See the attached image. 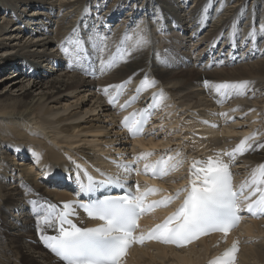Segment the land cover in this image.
Wrapping results in <instances>:
<instances>
[{
	"label": "bare ground",
	"instance_id": "1",
	"mask_svg": "<svg viewBox=\"0 0 264 264\" xmlns=\"http://www.w3.org/2000/svg\"><path fill=\"white\" fill-rule=\"evenodd\" d=\"M90 1L0 0V12H8L7 16L2 14L0 20V48L5 47L0 54L12 52L9 58L0 59V154L4 156L0 160V219L2 220L0 224V264H53L50 261V255L40 246L25 242V237H30L32 232L30 229L34 225L33 221L27 219V214L22 211L18 213L21 225L16 219V214L15 217L9 215L14 212L15 208L22 210L24 207L26 193H24L22 184L15 181L24 177L31 183L33 186L27 191L29 195L34 191H39L44 196L58 199L60 196L67 195L69 189L52 190L44 185L46 178L53 174L52 171L49 173V170L54 167L60 169L67 165L65 160L67 153L84 155L90 159L95 155H91L92 150L88 146L81 145L79 142L87 141V145H89L88 143L94 139L92 138L94 136H98V140L94 142L99 141L101 147L102 144H108L111 141L122 142L121 133L115 132L112 126L114 120L108 116L109 113L100 96L94 93L93 86H96V83L89 82L78 74H71V70L60 69L61 65L58 67L59 57L52 51L66 33L72 32L78 21L80 22L78 26L84 27L83 20L89 17V12L85 11V7L89 6ZM109 1H93V3H97V5L94 4V8ZM116 1L117 3H115ZM213 1L191 0L190 6L186 0H177V2H173V6L165 0L131 1L132 4L135 3L134 6H138L133 13L127 10L126 13L129 14L125 19L132 22L131 24L134 26L138 20L136 28H132V34L137 36L142 33L148 42L134 51L133 55L117 71L107 76L100 84L106 86L126 77L133 78L131 83H135L144 73H148L150 77L155 75L163 83L165 91L167 88L166 95L168 97L166 96V98L167 100L171 98L172 104L174 103L172 110L178 114L177 116H180L188 108L209 105L210 101L200 87L201 79L213 84L225 81L249 82L246 89H243L245 92H250L249 97L238 96L230 102V107L227 108L229 112H232L230 115H235V117L239 115L241 120L227 129L225 128L223 137L217 139L218 143L222 144L230 141L231 135L242 134L246 130L242 127L239 128L240 130H236L235 124L250 125L259 116H262V113L264 115V111H262L264 56H253L247 63L234 65L231 68L221 65L210 71L204 67L167 70L156 66L151 59L162 56L156 48L150 45L151 40L156 38L154 28L151 29L149 26L147 31L143 27L144 16H146V20L149 19V22L152 20V24H155L154 19L161 18V14L165 15V18L176 16L179 22L186 20L190 24L187 31L189 34L191 32V39L186 36L183 42L192 40L191 30L193 28L194 33L200 37L197 41L202 43L194 42L192 44L191 50L194 51L192 62L200 64L202 54L209 52L212 53L209 54L210 56L214 57L215 55L210 41L216 42L219 34L235 27L236 20L241 17L242 12H245L246 7L248 9L252 5H247L248 0H240V3L238 0H220L221 3L216 0L215 5L219 4V6L217 5L219 9L214 13L209 12ZM254 2L252 10L254 15L247 31L253 34H263L264 27L255 28L256 30L253 28V25L259 24L257 15L260 12L261 0ZM112 3L115 6L114 9L106 8L110 9L108 17L115 15L124 4L123 0H114ZM30 7L32 8L29 9ZM132 8L133 6L130 7V9ZM27 9L30 13L27 12ZM154 13L156 15H153ZM78 14L80 17L75 20ZM43 16L45 17L43 18ZM49 17H53L59 24L55 27V31L51 30V35L43 37L42 30L44 28H42L41 20L44 22ZM139 18L142 19L139 20ZM207 22L213 23L209 27L206 26ZM48 24L49 22H46V25ZM122 25H124V21ZM31 26L39 28V30L35 32V36L32 34L33 36L30 38L27 34L30 30L34 31ZM201 28L203 30L199 34ZM120 29L122 28L120 27ZM242 32L246 33L245 30ZM25 36L26 39L22 40ZM89 37H84V40ZM111 39L118 42L120 37L113 35ZM95 43L96 41L93 40L92 46ZM59 51L61 52V50ZM251 54H254L252 48ZM55 62L58 63V68H55L56 66L53 64ZM58 70L60 73L56 72ZM2 71L6 73L1 75ZM53 72L56 75L51 79H46V76ZM17 74L20 75L15 78L14 75ZM68 95L71 99L66 100V103L60 102L61 104H59V99L61 97L66 99ZM74 97L77 99L72 101ZM191 102L193 104H190ZM164 113L166 115L162 120L163 123H166L168 114L167 111H163L162 114ZM256 123L261 124V121H256ZM85 136L92 139H86ZM239 138L240 136H237L235 140ZM2 142H4V146ZM94 142H91L93 144L90 147L94 146ZM135 142L139 144L137 140ZM151 143L144 144H148V147L156 146ZM164 146L172 147V142L167 139ZM101 150L103 151V148ZM40 151H44V154L42 155ZM104 153H107L106 150ZM262 158H264V149L260 153L246 156L244 158L245 167H250ZM10 179L14 184L7 183ZM261 224V221H254L246 225L242 231L243 235L248 236V240H245L239 253L241 264H264V227L261 228ZM24 226L26 232L22 230ZM213 252L207 239L180 251L173 250L171 247L149 244L142 249L131 251L126 264H160L175 261L204 264V261H207Z\"/></svg>",
	"mask_w": 264,
	"mask_h": 264
},
{
	"label": "snow or ice",
	"instance_id": "2",
	"mask_svg": "<svg viewBox=\"0 0 264 264\" xmlns=\"http://www.w3.org/2000/svg\"><path fill=\"white\" fill-rule=\"evenodd\" d=\"M72 31L74 34L76 29ZM252 35L254 34L250 33V37ZM93 40L96 41L94 46H92ZM129 40L132 41V48L126 47ZM105 41L106 38L97 32L87 40H84V38L77 40L69 38L65 43L72 45L71 51L63 44L61 47L63 53L66 56L73 57L75 62L87 61L91 59L92 53L95 52L99 60L100 70L103 71L112 67L116 62L115 57L107 62L101 59L102 52L106 47ZM147 42L142 33H139L135 38L125 33L121 45L118 46V48L124 50L123 52L118 51L117 55L127 57L131 54V51L138 50ZM162 62L167 63V60L165 59ZM155 83L154 80H150L145 76L136 91L139 93ZM248 83L225 81L213 85L205 80L204 86L214 89L221 96L227 97L243 94L240 90L246 89ZM123 87V83L109 85L103 91L107 93L110 89L119 90ZM119 94V91H117L116 97H110L109 103L115 104ZM160 95L162 97V93ZM155 98L156 94L153 95V99ZM132 99H135V97ZM129 102H125L124 105H121V108L126 107ZM136 115V113H132L129 117H125L122 122L123 126L128 128L134 135L142 132L143 125L147 120V110L141 111L140 119H136ZM250 139L251 137H245L233 151L225 153V155L234 157L237 154H244L251 147L248 144ZM150 154H144L137 159ZM198 164H203V166L197 167ZM149 170H151L152 175L163 176L170 168L167 161L162 159L155 165H145L144 171L147 173ZM190 173L192 178L189 181V186L175 193V196H179L181 191L187 192L182 204L174 213L167 216L162 223L151 229L147 236L141 235L136 238L132 235L134 228L137 226L138 217L156 206H166L174 198L168 196L145 205L144 197L157 191L155 188H149L146 192L139 193V195L129 192L120 196H105L103 199L92 201L88 205H80L90 218L103 221L101 225L93 228H81L69 218L75 214L73 202L64 203L62 210L59 211L55 205H48L45 215L40 216V213H37V215L40 216V222L56 231L57 234L42 235L41 238L46 246L66 261L67 264H119L121 257L125 255L126 249L134 240L143 243L145 239L154 238L163 243L184 246L211 231H221L226 235L239 222L238 192L233 190L229 165L221 160L211 158L206 162L194 161ZM108 182L112 183L111 180ZM245 186H250L253 189L250 196H257L252 203L247 205V211L253 215L264 214V164L253 171L250 181L242 185L240 191ZM93 190L92 184L80 186L81 192H92ZM137 192H139L138 186ZM248 198L245 197L246 200ZM237 251L238 242H234L230 249L225 250L220 257L211 260L209 264H233L234 253Z\"/></svg>",
	"mask_w": 264,
	"mask_h": 264
},
{
	"label": "rangeland",
	"instance_id": "3",
	"mask_svg": "<svg viewBox=\"0 0 264 264\" xmlns=\"http://www.w3.org/2000/svg\"><path fill=\"white\" fill-rule=\"evenodd\" d=\"M121 1H122V0H121ZM127 1L130 2V1H132V0H123L124 4H126L125 2H127ZM151 1H152V0H151ZM165 1L168 2L171 6L174 5L173 2H177V0H165ZM238 1H239V3H240V0H238ZM254 1H256V0H248V2H249L250 4H252V5L255 3ZM115 3H117V1H116ZM129 4H130V3H129ZM134 4H135V3H134ZM177 4H178V3H177ZM247 5H249V4H247ZM260 7H261V12H260V14H261V16L264 18V0H261V6H260ZM31 8H32V7H30L29 9H31ZM29 9H27V12H28V13H30V12H29ZM246 11H247V15H250L249 9H247V7H246L245 12H246ZM2 14H3V15L5 14V16H7V13L1 11V12H0V20L2 19V16H1ZM1 33H2V32H1ZM24 34H25V33H24ZM24 39H26V36L22 38V40H24ZM29 41H30V39H29ZM4 49H5V47L2 46V47L0 48V52L3 51ZM11 50H12V49H11ZM10 54H12V52H11V53L9 52L8 54H2V53H1V54H0V59H1V58H9V55H10ZM54 69H55V68H54ZM55 70H56V69H55ZM6 72H7V70H6ZM6 72H5V71H2L1 75H2L3 73H6ZM58 73H60V72H58ZM58 73H57V75H58ZM19 75H20V74H19ZM19 75L17 74V75H14V76H15V78H17V76H19ZM55 75H56V73L53 72V74H50V75L46 76V79H51V78H52L53 76H55ZM78 94H79V93H78ZM69 99H71V97H70L69 95H68V97H66V99H65L64 97H61V98L59 99V104H61V103H66L65 101H66V100H69ZM76 99H77V98L74 97V98L72 99V101H75ZM60 102H61V103H60ZM100 116H101V115H100ZM102 117H104V116H102ZM92 134H93V133H92ZM167 135H169L170 137L173 136L172 134H167ZM95 137H96V136L92 137V138H94V139H92L91 137H88V136L86 137V136H85L86 139H89V140L92 139L91 142H92V141L94 142V141H96V140L98 139V137H96V138H95ZM68 141H69V139H68ZM88 142H89V141H88ZM91 142L88 143L89 145H87V141H81V142H79V144H81V145H85V146H88V147H89L91 144H93V143H91ZM94 143H95V142H94Z\"/></svg>",
	"mask_w": 264,
	"mask_h": 264
}]
</instances>
